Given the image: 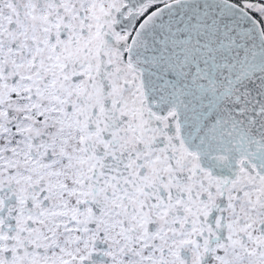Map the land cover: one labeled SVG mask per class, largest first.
Returning <instances> with one entry per match:
<instances>
[{"label": "snow or ice", "instance_id": "snow-or-ice-1", "mask_svg": "<svg viewBox=\"0 0 264 264\" xmlns=\"http://www.w3.org/2000/svg\"><path fill=\"white\" fill-rule=\"evenodd\" d=\"M0 264H264V0H0Z\"/></svg>", "mask_w": 264, "mask_h": 264}]
</instances>
